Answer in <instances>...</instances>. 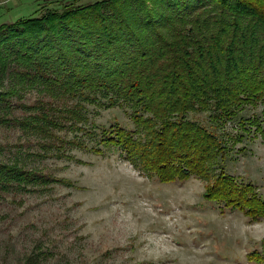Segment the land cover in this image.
<instances>
[{
  "label": "rangeland",
  "instance_id": "1",
  "mask_svg": "<svg viewBox=\"0 0 264 264\" xmlns=\"http://www.w3.org/2000/svg\"><path fill=\"white\" fill-rule=\"evenodd\" d=\"M101 1L0 0V25ZM123 1L122 13L135 15L132 27L143 42L157 36L159 48L160 35L170 40L168 22L152 27L173 15L166 0ZM41 43L26 62L16 46L0 69V167L37 177L0 181V264H264L250 255L264 256V218L250 220L207 200L205 178L160 182L119 147H105L102 127L117 122L135 129L131 109L114 88L69 91L44 82L54 74L42 60ZM43 112L58 123L48 133L35 120ZM238 112L217 130L225 141L224 169L264 197V102L243 104ZM199 117L208 125L206 113Z\"/></svg>",
  "mask_w": 264,
  "mask_h": 264
},
{
  "label": "trees",
  "instance_id": "2",
  "mask_svg": "<svg viewBox=\"0 0 264 264\" xmlns=\"http://www.w3.org/2000/svg\"><path fill=\"white\" fill-rule=\"evenodd\" d=\"M123 3L68 5L1 24L0 69H6L16 46L26 62L36 51L34 45L42 42V60L49 61L54 74L44 82L62 84L69 91L114 88L131 109L135 129L117 122L102 127L100 142L105 147H119L135 166L160 182L183 181L191 175L205 178L210 182L203 193L207 200L239 210L250 220L264 218V197L252 183H238L225 171V141L217 131L243 104L264 102V0H166L173 15L161 17L152 27L168 22L174 31L170 40L159 36V48L157 36L149 43L141 40L132 27L135 15L122 13ZM106 8L113 12L102 14ZM182 8L188 13L180 14ZM13 39L17 40L9 45L11 50L2 55ZM203 112L208 125L199 117ZM38 119L45 133L58 126L45 112ZM29 175L35 177L12 166L0 167V181H26ZM250 255L264 261L257 252Z\"/></svg>",
  "mask_w": 264,
  "mask_h": 264
}]
</instances>
